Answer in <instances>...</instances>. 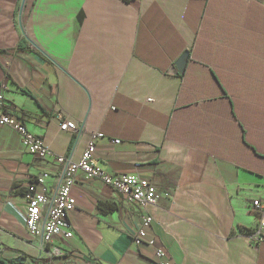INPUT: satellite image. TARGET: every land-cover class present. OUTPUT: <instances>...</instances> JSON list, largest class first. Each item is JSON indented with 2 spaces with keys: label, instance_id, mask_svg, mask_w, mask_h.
<instances>
[{
  "label": "crops",
  "instance_id": "obj_1",
  "mask_svg": "<svg viewBox=\"0 0 264 264\" xmlns=\"http://www.w3.org/2000/svg\"><path fill=\"white\" fill-rule=\"evenodd\" d=\"M0 94L53 154L37 159L0 128L2 258L264 264L252 208L264 201V0H0ZM66 119L83 130L62 132ZM93 134L100 170L147 179L161 198L130 205L80 172L73 237L44 245L24 222L28 186L49 173L50 193L55 157L79 160Z\"/></svg>",
  "mask_w": 264,
  "mask_h": 264
},
{
  "label": "built area",
  "instance_id": "obj_2",
  "mask_svg": "<svg viewBox=\"0 0 264 264\" xmlns=\"http://www.w3.org/2000/svg\"><path fill=\"white\" fill-rule=\"evenodd\" d=\"M9 127L16 131L23 148L33 157L43 160L53 157V154L45 142L33 135L26 125L18 118L5 110L4 97L0 94V128ZM60 130L68 134H77L83 127L77 125L74 120L66 119L60 124ZM98 134H93L79 160L72 156H56V162L61 166L59 176L53 190L47 188L51 179L49 173H41L31 181L26 192V212L24 214L25 225L31 235L40 236L44 245L53 244L55 239L63 236L66 239L73 237L69 215L75 209V199L72 191L76 185L78 173L85 174L88 180L99 181L119 194L128 204L139 205L142 208L156 206L161 198L155 185L147 180L129 174H110L98 168L95 159ZM118 144L119 141H111ZM252 208L259 214V225L253 239L256 243L264 242V201L256 200ZM152 219L145 217L134 237L137 245H142L147 240V229ZM159 264L164 262L165 254L157 251Z\"/></svg>",
  "mask_w": 264,
  "mask_h": 264
},
{
  "label": "water",
  "instance_id": "obj_3",
  "mask_svg": "<svg viewBox=\"0 0 264 264\" xmlns=\"http://www.w3.org/2000/svg\"><path fill=\"white\" fill-rule=\"evenodd\" d=\"M190 52H185L182 57L177 61V63L173 66V68L170 69L168 72L169 74H182L185 68V65L187 64L189 60Z\"/></svg>",
  "mask_w": 264,
  "mask_h": 264
},
{
  "label": "trees",
  "instance_id": "obj_4",
  "mask_svg": "<svg viewBox=\"0 0 264 264\" xmlns=\"http://www.w3.org/2000/svg\"><path fill=\"white\" fill-rule=\"evenodd\" d=\"M24 48H25V42L21 41L20 49H24ZM23 262H24V257H21L16 260L8 261L0 256V264H24Z\"/></svg>",
  "mask_w": 264,
  "mask_h": 264
}]
</instances>
